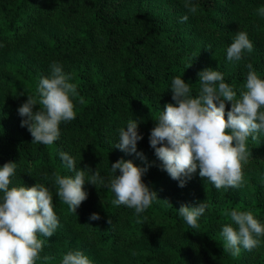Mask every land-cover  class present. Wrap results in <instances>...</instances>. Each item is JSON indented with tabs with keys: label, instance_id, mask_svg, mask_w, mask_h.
Here are the masks:
<instances>
[{
	"label": "trees",
	"instance_id": "16d2710c",
	"mask_svg": "<svg viewBox=\"0 0 264 264\" xmlns=\"http://www.w3.org/2000/svg\"><path fill=\"white\" fill-rule=\"evenodd\" d=\"M127 1L0 0V167L17 163L9 188L37 183L48 188L59 221L51 238L38 233L44 246L36 264H62L63 256L75 251L91 264H264V236L254 237L259 244L253 250L241 247L232 256L224 250L221 235L224 225L235 227L224 215L232 209L252 211L264 226V133L247 140L243 171L248 182L236 190H217L206 178L179 187L161 170L149 142L153 119L165 105L175 103V77L184 78L195 97L201 90L198 73L218 70L237 99L245 90L248 63L264 79V17L258 14L264 0H191L198 9L194 16L184 8L185 0H173L181 15H189L186 23L199 39L222 48L225 56L215 59L191 49L189 41L148 12L123 16ZM238 31L248 34L253 51L230 62L227 48ZM54 62L77 86L78 95L72 98L76 118L61 123L52 145L32 143L27 128L21 127L26 118L18 108L27 95H36ZM230 110L228 102L226 113ZM134 119L143 137L137 152L146 160L115 147L118 130ZM61 151L76 160L78 169L98 167L105 183L112 175L111 163L120 159L148 167L143 182L160 200L137 216L134 209L113 205L115 194L104 185L85 184L88 199L74 213L57 195L54 174L72 175L59 157ZM201 202L208 208L198 218L199 227L191 228L178 210L182 204L195 207ZM93 213L101 219L91 221Z\"/></svg>",
	"mask_w": 264,
	"mask_h": 264
},
{
	"label": "clouds",
	"instance_id": "9594fccd",
	"mask_svg": "<svg viewBox=\"0 0 264 264\" xmlns=\"http://www.w3.org/2000/svg\"><path fill=\"white\" fill-rule=\"evenodd\" d=\"M184 8L193 16L198 10L191 0H185ZM258 14L264 17V7L258 9ZM188 19L189 15H184L181 22ZM252 51L248 34L238 31L227 48V60L239 62L245 52ZM246 67L249 71L243 86L245 90L239 99L234 87L224 82L218 70L205 69L198 73L201 90L195 97L190 96V84L184 78L172 80L175 103L165 105L158 118L153 119L156 126L151 130L149 142L161 161V170L178 181L179 187H185L197 169L200 177L206 178L217 190L242 185L249 155L247 140L249 137L255 140L257 133H264V79L253 70L251 63ZM50 71V77L40 79L36 95H27V102L18 108V114L26 118L21 127L27 128L33 137L32 143L44 145L58 140L62 122L76 118L72 98L78 95L77 86L69 82L71 76L64 73L60 64L52 63ZM228 102H231V110L226 113ZM36 106H39L38 111H34ZM138 127V121L129 120L126 128L118 130L115 147L146 160L143 153L137 152V144L143 139ZM59 157L72 175L54 174L57 195L74 213L88 199L85 184L104 185L115 194L113 205L134 209L137 216L160 200L143 182L148 167L140 168L130 160L120 159L111 163L112 175L105 183L98 167L95 171L90 167L78 169L76 160L68 153L61 151ZM16 168V162L0 167V192L3 193L0 198V264H36L44 246L38 233L51 238L59 221L53 208V196L45 186L37 183L30 188H9ZM164 202L171 206L168 201ZM207 208V202L195 207L182 204L178 213L191 228H198V218ZM224 215L235 224V227L232 224L222 227L226 252L238 256L241 247L251 251L258 246L259 240L254 237L264 236V226L254 218L252 211L232 209ZM89 219L97 221L101 217L93 213ZM62 264H91V261L82 252L75 251L64 255Z\"/></svg>",
	"mask_w": 264,
	"mask_h": 264
},
{
	"label": "rangeland",
	"instance_id": "374dc122",
	"mask_svg": "<svg viewBox=\"0 0 264 264\" xmlns=\"http://www.w3.org/2000/svg\"><path fill=\"white\" fill-rule=\"evenodd\" d=\"M174 1L171 0H129L126 5L122 8L121 14L125 17L134 15L137 12H148L158 18L166 28H172L177 34H179L183 39L189 41L191 49L195 51H200L209 54L210 58H216L219 54L225 56L222 48L214 44L213 42L204 41L198 38L197 32L186 22H181L182 13L175 9ZM16 58L21 56V54H16ZM199 172L193 174L192 178L188 182L202 180ZM207 181V180H206ZM248 182V179L243 178V183L239 188L230 189H240L244 184ZM251 186V185H250ZM249 186V187H250ZM224 189V188H222Z\"/></svg>",
	"mask_w": 264,
	"mask_h": 264
}]
</instances>
